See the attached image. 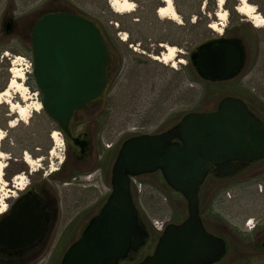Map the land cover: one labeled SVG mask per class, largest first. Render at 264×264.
Instances as JSON below:
<instances>
[{
	"label": "rangeland",
	"instance_id": "obj_1",
	"mask_svg": "<svg viewBox=\"0 0 264 264\" xmlns=\"http://www.w3.org/2000/svg\"><path fill=\"white\" fill-rule=\"evenodd\" d=\"M109 1L0 0V74H9L8 88L13 63L18 57L24 59L20 68L26 70L23 83L29 98L23 101L14 89L12 100L30 109L29 119L21 121L11 106L0 104V129L4 134L0 141L4 153L0 158V209L30 183H45L53 189L60 202L61 237L50 264L60 263L89 219L107 201L112 190V168L127 139L165 132L184 115L211 111L228 96L245 101L264 122V27H255L247 16L237 11L241 5L238 0H226L221 8L217 0H173L175 9L178 6L189 16L185 20L177 12L180 16L177 21L158 16L159 7L164 5L162 0H132L135 11L131 14L115 13ZM247 1L262 15L264 0ZM258 3H262V10L257 8ZM198 7L202 17L191 16ZM209 9L215 12L210 13ZM55 10L73 12L96 24L110 42L115 40L118 61V75L104 96L76 114L73 132L87 130L93 143L88 151L93 154L89 159L91 165L86 167L89 173H81L76 165H67L63 177L74 175L77 179L65 184L56 182L62 177L59 168L70 161L69 155L76 158L78 152L70 142L72 150H69L57 125L42 109V97L32 76V29L39 19ZM222 11L228 13L224 22L217 16ZM214 23L224 26L215 31L210 27ZM188 33L192 34L195 52L209 41L240 39L246 58L239 75L227 82H210L201 79L196 70L188 69L185 56L179 57L182 64L177 56L167 64L155 59L158 56L152 49L158 43L175 46L180 51L178 43L186 45ZM14 121L16 125L10 126ZM54 131L60 133V145L51 138ZM26 155L36 162L27 164ZM46 162L53 164L46 167ZM254 165V169L233 179L221 181L209 177L201 189V216L206 219V228L226 240L229 248L219 264H264V162ZM18 176L24 179L18 180ZM132 193L140 218L151 234L139 259L132 263L137 264L155 250L161 236L155 228L156 222L166 226L179 224L187 218L188 211L185 199L169 188L160 172L134 179ZM248 221H252V229L246 227ZM34 264L45 262L42 259Z\"/></svg>",
	"mask_w": 264,
	"mask_h": 264
},
{
	"label": "water",
	"instance_id": "obj_2",
	"mask_svg": "<svg viewBox=\"0 0 264 264\" xmlns=\"http://www.w3.org/2000/svg\"><path fill=\"white\" fill-rule=\"evenodd\" d=\"M31 44L32 75L42 94V109L59 131L71 136L74 114L106 90L110 55L103 33L82 16L53 13L34 25ZM245 58L240 39L221 38L199 46L192 61L201 79L227 82L242 71ZM78 141L74 140L76 145ZM80 145L84 149L87 142ZM261 161L264 122L245 101L231 96L211 111L184 115L165 132L127 139L112 168L111 194L61 264H120L138 254L150 235L134 201L132 179L158 172L185 199L188 216L179 224H169L154 253L138 264L221 263L229 252L228 244L204 225L201 189L212 172L224 180L237 174L238 165ZM44 227L40 202L33 197L16 206L1 224L0 243L10 249L30 246Z\"/></svg>",
	"mask_w": 264,
	"mask_h": 264
},
{
	"label": "flooded vegetation",
	"instance_id": "obj_3",
	"mask_svg": "<svg viewBox=\"0 0 264 264\" xmlns=\"http://www.w3.org/2000/svg\"><path fill=\"white\" fill-rule=\"evenodd\" d=\"M262 7H263L262 3H258L257 8L262 10L263 9ZM118 34H119V32L116 33L117 36H119ZM184 34L185 33L182 32V34H181L182 39H183ZM103 36H104V39L106 41L108 52L110 55V62H109L108 69H107V85H106V90L104 92V94H105L107 89H109V87L113 83V80L116 79V76L118 75V66H117L118 61H117V57H116L117 49L115 50V48H114V46L117 47L116 45H114L115 40H113V42H110L104 33H103ZM132 43L133 42H131L130 44H132ZM178 47L181 49L177 55L178 63L182 64V61L179 59V57L184 58V56H185L187 61H188V63H187L188 69H190L192 72H194L196 69H195V66H194L193 61H192V56L195 53V50L193 47V41H192V34H189V33L187 34L186 45H184V43L181 42V43H178ZM165 50H166L165 46L162 45V43H158L157 46H155L152 49V53L156 54L158 57H161L165 53ZM104 94H103V96H104ZM96 101H94V102H96ZM94 102H92V103H94ZM92 103H90V104H92ZM90 104H88L86 107H88ZM85 108H83V109H85ZM83 109H81V110H83ZM81 110H79V111H81ZM76 114H78V113L74 114V117L71 120L70 127H69L70 131H71V136L66 135V137H67V144H68L69 150L70 151L72 150L71 145H73L79 154L77 153L76 158H73L72 155H69L70 161L67 162L63 167L59 168L60 174L62 173V171L66 172L65 170H66L67 165H76V167L80 170L81 173H83V172H84V174L89 173L88 172L89 170H87L86 167L88 165H91V162H90L91 160H89V159L91 157H93V154H91V153L88 154V151H89V148L92 146L93 143L91 142V140L88 137L89 134H88L87 130H83V131L78 132V133L73 132V129H74V126L76 125V120H77ZM57 128H58V126H57ZM62 136L65 140V137L63 134H62ZM75 139L79 140L80 142L86 141L87 146L84 149H82L79 141H78V145L75 144V142H74ZM69 142L71 145H69ZM52 164H53V162H51V163L46 162V167H48V165L50 166ZM238 166L240 167V170L237 172V174L234 177H231L228 179H233L239 174L241 175L245 172L251 171L252 169H254V167L256 165H241L240 164ZM213 174H215V172H212L209 175V177H212ZM31 175H32V173H31ZM68 176L69 175H67V177H64V178L60 177L58 179V181H56V182L59 184H61V183L65 184L67 182L72 181L73 179H75V180L77 179V176H74V175L70 176V177H68ZM67 178H69V179H67ZM228 179H224V180L218 179V180L225 181ZM15 186L16 185H13V187H15ZM83 186L86 187L85 183H83ZM111 189H112V186H111ZM52 191H53V189L48 187L45 183L40 184V185H34V184L30 183V185L28 186V188L26 190H24L20 194H17L16 196L13 195L14 199L12 201H10V203L7 205L8 209L4 213L0 214V226H1V224H4L5 221L12 215L14 208L16 206H18L21 203L26 202L28 199L35 197L40 202V208H41V212H42V215L44 218L45 227H44V230L41 233L40 237L30 246L20 247L17 249H10L7 246H2L0 243V264H34V263H37L38 261H41L42 259H43V262H45V264H50L52 262L53 251L56 250V248L58 246V240L61 237V236H59V233L61 232V220H60L61 216H60V210H59V203L60 202L57 198L56 193H53ZM111 192H112V190H111ZM88 222L86 223V225L88 224ZM149 235L151 238L150 233H149ZM150 238H149V240H150ZM149 240L147 241V244L140 250V252L138 254L131 255L130 259H127L126 261H123L120 264H124V263L132 264L133 262H136L139 259V256L142 253V251L144 250V248L148 245ZM48 250H51L52 252H47ZM67 250L65 251V253L67 252ZM45 252H46V254H45ZM65 253L63 254V257L65 255ZM148 256H150V255H148ZM63 257H62L59 264H61ZM143 260H141V261H143Z\"/></svg>",
	"mask_w": 264,
	"mask_h": 264
},
{
	"label": "bare ground",
	"instance_id": "obj_4",
	"mask_svg": "<svg viewBox=\"0 0 264 264\" xmlns=\"http://www.w3.org/2000/svg\"><path fill=\"white\" fill-rule=\"evenodd\" d=\"M240 2V6L237 8V11L241 13L242 15L247 16L250 21L253 23V25L257 28H262L264 27V17L256 12V7L252 6L251 4L248 3L247 0H238ZM110 6L112 10L117 13V14H131L135 11V5L132 2V0H110ZM163 6L158 9V16L161 19H170L173 21H177L180 19V16L178 15L174 4L173 0H162ZM219 7L221 8L226 0H217ZM227 12L222 11L220 12L217 16L219 20L225 21L227 18ZM224 25L221 23H214L210 27L211 29L217 31L219 28L223 27ZM124 41L127 40V37L124 36L123 38ZM166 48V53L163 54L161 57H156L155 59L158 61H161L165 64L174 62L176 56L179 53V50L175 46H167L164 45ZM23 62L24 59L21 57H18L17 60L13 63V68L11 69L10 73L12 75L10 85L9 87L0 93V104L5 103L11 106V111L15 112L19 119L21 121H26L29 119L30 116V109L28 107L22 106L20 104L14 103L13 96H12V91L16 89L20 94L23 99V101H26L28 97V89L26 85L23 83L26 78V70L20 68L23 67ZM36 111V109H35ZM16 122H12L10 126H15ZM3 131L0 129V141L3 139ZM51 138L54 140V142L58 145L62 143V138H60V133L57 131H54L52 133ZM4 156V153L0 150V158ZM25 162L27 164H34L36 161L30 157V155H26L25 157ZM2 172V169H1ZM18 180H23V176H18ZM24 190L23 188L20 189ZM6 204V203H5ZM4 204V207L0 209V214L4 213L7 210V205Z\"/></svg>",
	"mask_w": 264,
	"mask_h": 264
},
{
	"label": "trees",
	"instance_id": "obj_5",
	"mask_svg": "<svg viewBox=\"0 0 264 264\" xmlns=\"http://www.w3.org/2000/svg\"><path fill=\"white\" fill-rule=\"evenodd\" d=\"M208 1H213V0H208ZM226 8H227V6H226ZM177 12L179 13V15H181L182 17H183V19H185V20H188V18H189V16H187V14H185V12L180 8V7H178L177 6ZM211 9H209V12L210 13H213V12H215V10L213 9V10H211ZM53 13H69V14H74L73 12H70V11H64V10H55L54 12H52V13H48V14H53ZM262 13V15L264 16V11H262L261 12ZM48 14H46V15H48ZM74 15H76V14H74ZM191 16H197V17H202V12H201V10H200V7H198L197 9H195L192 13H191ZM204 19H207L206 17H204ZM102 33H104V32H102ZM105 36H106V34H105ZM107 37V36H106ZM32 64H33V62H32ZM2 77H3V79H2ZM8 79H9V74H7V72H3L2 74H0V93L1 92H3L6 88H7V83H8ZM29 87H30V85H29ZM30 88H33L32 86L30 87ZM38 92H39V94L41 95V92L39 91V90H37ZM41 97H42V95H41ZM102 97V96H101ZM100 97V98H101ZM99 98V99H100ZM99 99H97V100H99ZM41 100H42V98H41ZM82 111V110H81ZM80 111H77L76 113H79ZM63 135H64V137H65V141L67 142V137H66V134H64V133H62ZM262 162H264V161H262ZM259 163H261V162H259ZM63 174H64V172L62 171V173L60 174V176H62V178H64L63 177ZM153 175V174H152ZM152 175H147V176H152ZM213 209V208H212ZM202 219H203V222H204V225H205V227H207V223H206V219H204V216H202ZM184 220H181L180 221V223L181 222H183ZM227 224V223H226ZM242 235V234H241ZM249 236H251V235H249Z\"/></svg>",
	"mask_w": 264,
	"mask_h": 264
},
{
	"label": "built area",
	"instance_id": "obj_6",
	"mask_svg": "<svg viewBox=\"0 0 264 264\" xmlns=\"http://www.w3.org/2000/svg\"><path fill=\"white\" fill-rule=\"evenodd\" d=\"M252 221H249V224L251 225ZM155 227L157 228L158 231H163L165 225L164 224H160L159 222H156Z\"/></svg>",
	"mask_w": 264,
	"mask_h": 264
}]
</instances>
